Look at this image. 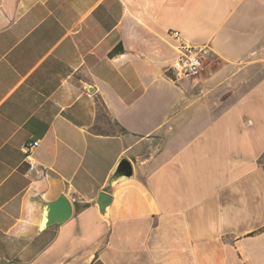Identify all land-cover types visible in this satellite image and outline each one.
<instances>
[{
  "label": "crops",
  "instance_id": "0c3cea01",
  "mask_svg": "<svg viewBox=\"0 0 264 264\" xmlns=\"http://www.w3.org/2000/svg\"><path fill=\"white\" fill-rule=\"evenodd\" d=\"M0 264H264V0H0Z\"/></svg>",
  "mask_w": 264,
  "mask_h": 264
},
{
  "label": "built area",
  "instance_id": "2783aa9c",
  "mask_svg": "<svg viewBox=\"0 0 264 264\" xmlns=\"http://www.w3.org/2000/svg\"><path fill=\"white\" fill-rule=\"evenodd\" d=\"M170 33L171 36L178 39L179 42L175 46L177 56L169 70H171L175 76L197 75L203 67L204 55L202 49L191 46L181 39L179 30L173 29ZM38 143L39 140L36 139L28 141L23 145L24 161L27 164L25 174L34 173L35 177L44 178L49 174V167L37 161L32 154Z\"/></svg>",
  "mask_w": 264,
  "mask_h": 264
},
{
  "label": "water",
  "instance_id": "95a60500",
  "mask_svg": "<svg viewBox=\"0 0 264 264\" xmlns=\"http://www.w3.org/2000/svg\"><path fill=\"white\" fill-rule=\"evenodd\" d=\"M132 175V164L127 158H121L113 167L108 184L130 177ZM111 196L102 191L98 195L97 205L100 211L110 203ZM71 214V203L65 195H60L56 199L49 201L45 206V215L42 226H48L53 223H60L66 220Z\"/></svg>",
  "mask_w": 264,
  "mask_h": 264
},
{
  "label": "trees",
  "instance_id": "16d2710c",
  "mask_svg": "<svg viewBox=\"0 0 264 264\" xmlns=\"http://www.w3.org/2000/svg\"><path fill=\"white\" fill-rule=\"evenodd\" d=\"M100 111H101V112H100L99 118H100V119L102 118L101 115H103L104 117H106V115H105L104 112H103L102 107H100ZM94 129L98 130V129H97V126H95ZM123 130H124V129H123Z\"/></svg>",
  "mask_w": 264,
  "mask_h": 264
}]
</instances>
